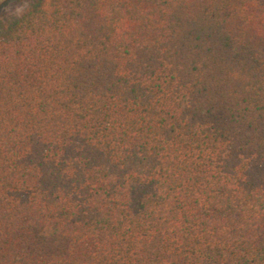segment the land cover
<instances>
[{
    "label": "trees",
    "instance_id": "16d2710c",
    "mask_svg": "<svg viewBox=\"0 0 264 264\" xmlns=\"http://www.w3.org/2000/svg\"><path fill=\"white\" fill-rule=\"evenodd\" d=\"M0 264H264V0L2 28Z\"/></svg>",
    "mask_w": 264,
    "mask_h": 264
},
{
    "label": "rangeland",
    "instance_id": "374dc122",
    "mask_svg": "<svg viewBox=\"0 0 264 264\" xmlns=\"http://www.w3.org/2000/svg\"><path fill=\"white\" fill-rule=\"evenodd\" d=\"M37 0H0V30L6 28L12 20L20 16ZM19 9V14H17Z\"/></svg>",
    "mask_w": 264,
    "mask_h": 264
},
{
    "label": "clouds",
    "instance_id": "9594fccd",
    "mask_svg": "<svg viewBox=\"0 0 264 264\" xmlns=\"http://www.w3.org/2000/svg\"><path fill=\"white\" fill-rule=\"evenodd\" d=\"M17 14H19V9H17Z\"/></svg>",
    "mask_w": 264,
    "mask_h": 264
}]
</instances>
